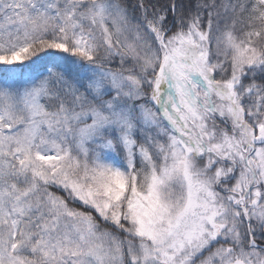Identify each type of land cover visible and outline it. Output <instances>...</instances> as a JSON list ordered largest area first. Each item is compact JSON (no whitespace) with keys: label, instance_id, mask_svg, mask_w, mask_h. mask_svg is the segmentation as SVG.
<instances>
[{"label":"snow or ice","instance_id":"snow-or-ice-1","mask_svg":"<svg viewBox=\"0 0 264 264\" xmlns=\"http://www.w3.org/2000/svg\"><path fill=\"white\" fill-rule=\"evenodd\" d=\"M0 264H264V0H0Z\"/></svg>","mask_w":264,"mask_h":264}]
</instances>
